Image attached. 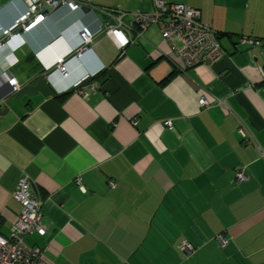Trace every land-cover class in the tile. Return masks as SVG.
I'll return each mask as SVG.
<instances>
[{
    "label": "crops",
    "instance_id": "obj_1",
    "mask_svg": "<svg viewBox=\"0 0 264 264\" xmlns=\"http://www.w3.org/2000/svg\"><path fill=\"white\" fill-rule=\"evenodd\" d=\"M72 1L84 6L49 7L19 45L0 47V232L15 231L24 172L45 233L23 240L46 264H264V45L240 42L264 39V0H165L199 8L219 32L223 54L194 66L157 24L123 26V47L99 32L76 51L100 9L127 22L154 0ZM25 8L0 0V37ZM40 78L49 94L15 97Z\"/></svg>",
    "mask_w": 264,
    "mask_h": 264
},
{
    "label": "built area",
    "instance_id": "obj_2",
    "mask_svg": "<svg viewBox=\"0 0 264 264\" xmlns=\"http://www.w3.org/2000/svg\"><path fill=\"white\" fill-rule=\"evenodd\" d=\"M26 3L25 10L20 13L13 22L4 27L0 37V47L13 48L19 45L23 40L22 31H28L35 27L42 19L47 17V9L56 7L60 4H66L72 9L84 6L72 0H24ZM88 5V3H86ZM104 16L102 23L97 31L88 26H82L79 33V48L81 51L88 43L92 41L99 32H105L110 35L119 47L125 46L132 39L124 32L123 26L136 24L139 27L138 34L150 24H157L163 39L169 41L171 51L179 56L185 66H194L200 63H212L222 54L223 49L219 39L217 29L208 22L200 18V9L189 6L183 2H167L165 0H154V7L151 11H134L131 12L129 21L122 19L121 9L118 12L113 10L100 9ZM121 37L123 39H121ZM240 42L251 46L258 47L264 45V39L242 34ZM11 52L8 54L10 55ZM64 56L57 59L58 68L67 73L64 64ZM10 82H16V78H10ZM95 86V85H94ZM18 85H15V88ZM223 103V99H217ZM199 102L202 106H207L209 101L203 95L200 96ZM136 122V121H135ZM163 124L169 128L173 127L172 119H163ZM242 131V129H239ZM242 168L237 171V178H245ZM78 185L85 190L82 183V177L76 178ZM31 178L27 173H22L17 181L14 197L21 204V210L15 220V231L10 235L0 232V264H46L42 260V248L37 245H30L23 240V236L38 232L45 233V227L41 220V201L37 193L32 189ZM114 186V181H110ZM220 243L226 242L221 233L216 235ZM180 248L184 251H194L195 246L188 241H181ZM105 264V263H103Z\"/></svg>",
    "mask_w": 264,
    "mask_h": 264
},
{
    "label": "water",
    "instance_id": "obj_3",
    "mask_svg": "<svg viewBox=\"0 0 264 264\" xmlns=\"http://www.w3.org/2000/svg\"><path fill=\"white\" fill-rule=\"evenodd\" d=\"M37 91H41L43 94H49L51 92L50 83L47 80L40 78L38 79L36 85L34 86L27 85V86H24L19 91H17L15 93V97L19 98L24 93L31 94V93H36ZM9 100H10L9 98L6 99L7 102Z\"/></svg>",
    "mask_w": 264,
    "mask_h": 264
},
{
    "label": "trees",
    "instance_id": "obj_4",
    "mask_svg": "<svg viewBox=\"0 0 264 264\" xmlns=\"http://www.w3.org/2000/svg\"><path fill=\"white\" fill-rule=\"evenodd\" d=\"M218 33H219V32H218ZM172 73H173V72H172ZM170 75H171V74H170ZM180 242H181V241H180ZM180 242H179V243H180ZM179 243H178V246H179ZM179 248H180V246H179ZM180 249H182V248H180ZM182 250H183V249H182ZM183 251H184V250H183Z\"/></svg>",
    "mask_w": 264,
    "mask_h": 264
},
{
    "label": "bare ground",
    "instance_id": "obj_5",
    "mask_svg": "<svg viewBox=\"0 0 264 264\" xmlns=\"http://www.w3.org/2000/svg\"><path fill=\"white\" fill-rule=\"evenodd\" d=\"M44 20H45V19H44ZM41 21H43V19H42ZM41 21H40V22H41Z\"/></svg>",
    "mask_w": 264,
    "mask_h": 264
},
{
    "label": "snow or ice",
    "instance_id": "obj_6",
    "mask_svg": "<svg viewBox=\"0 0 264 264\" xmlns=\"http://www.w3.org/2000/svg\"><path fill=\"white\" fill-rule=\"evenodd\" d=\"M121 39H123V38L121 37Z\"/></svg>",
    "mask_w": 264,
    "mask_h": 264
}]
</instances>
